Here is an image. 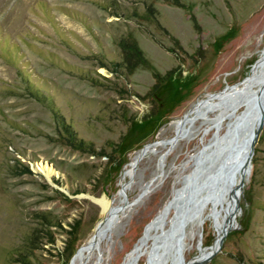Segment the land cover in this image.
<instances>
[{"label": "rangeland", "instance_id": "obj_1", "mask_svg": "<svg viewBox=\"0 0 264 264\" xmlns=\"http://www.w3.org/2000/svg\"><path fill=\"white\" fill-rule=\"evenodd\" d=\"M263 54L264 0H0V264H71L130 178L129 201L150 189L74 264H147L145 226L227 129L229 118L209 121L211 104L264 86L263 62L226 87ZM220 198L186 222L181 261L264 264V124L235 226L204 262L226 218Z\"/></svg>", "mask_w": 264, "mask_h": 264}, {"label": "water", "instance_id": "obj_2", "mask_svg": "<svg viewBox=\"0 0 264 264\" xmlns=\"http://www.w3.org/2000/svg\"><path fill=\"white\" fill-rule=\"evenodd\" d=\"M229 84L226 86L228 87ZM225 87V88H226ZM264 124V87L263 91L251 98L250 110L247 112L244 120L233 129L225 132L217 141L211 151L202 159L195 162L192 171L185 174L184 184L181 186V192L174 202L175 213L182 215L180 222L162 238L161 245L164 247L161 254L155 253L152 256L151 264H158L160 260L173 252H177L180 260L182 249V236L186 222L192 218L196 209L202 205L200 203L199 193L207 189L210 194L226 196V218L220 233L215 236L213 241L205 245L210 246L211 250L204 262L210 260L221 248L224 239L230 230L235 226L236 215L242 209V199L244 197V184L247 173L251 166V160L255 149V143ZM158 140L146 143L141 149L157 142ZM167 151L160 155V161ZM138 160L133 165V170L137 167ZM130 179L122 183L120 192L122 199L129 202L127 187ZM149 188H146L139 195L131 200L134 202L145 194ZM107 216L105 215L98 222L99 226ZM113 219L108 224L110 227ZM99 247V246H98ZM182 264H189V259Z\"/></svg>", "mask_w": 264, "mask_h": 264}, {"label": "bare ground", "instance_id": "obj_3", "mask_svg": "<svg viewBox=\"0 0 264 264\" xmlns=\"http://www.w3.org/2000/svg\"><path fill=\"white\" fill-rule=\"evenodd\" d=\"M263 62H264V54L262 56H260L255 61L254 69H253L252 73H250L249 75L245 76L244 79L241 80L239 83H235V84L229 85V87L230 88L237 87L239 84H241L244 81L248 80L253 75L254 71H256L257 67L260 64H262ZM253 85H256V84L253 83ZM263 87L264 86L258 87L256 89H249V90L237 91L234 94H230V95L223 96L219 102H216L214 104H211V105H213L214 107H216L218 109V113L216 114V117H213V118L209 119V121L211 123H217V121L219 119H221L223 121L225 118H229L228 119L229 121H228V123L226 125L227 126V129H226L225 132L233 129L236 125H238L239 123H241L244 120L247 112L250 110L251 98L253 96L257 95L259 92H262L263 91ZM225 91H226V88L223 89V90H220L218 92H214V93L209 94V97L219 98V96H221ZM201 101H203V100H200L197 103H200ZM242 107H243V109L240 112H238L239 108H242ZM200 108H201V106L196 107L195 108V111H198ZM191 109L192 108H190L188 110V112L180 120L184 119L188 115V113L191 111ZM185 121L186 120L181 121L180 124L177 125V126H179L181 128V126H183V123ZM218 132L219 131H216L213 134V136L210 138L209 142L205 143L204 146L202 147V150H201V157L202 158L211 151V149L216 145L217 141L223 135V134H219ZM172 139H173V141H176L178 139L177 135L173 136ZM160 141H162V140H158L155 143H152L150 145H147L146 147H144L143 149H140L138 151V153L136 154V156L132 159V161L130 163L131 173H132L133 165L138 160V158H140L139 159V161H140L141 158L145 155V153H147L149 150L155 149L156 146L159 144ZM202 158H200V159H202ZM47 171H49V170L47 169ZM47 174L49 175V173H47ZM184 181H185V179L183 180L182 185L184 184ZM121 183H124V182H122V180H121ZM150 184H151V182L150 183H147L145 185V188L143 190H145L146 188H149L150 187ZM181 186H180L179 191L166 203V205L164 207V210L161 212V214L158 215L159 218L155 217L150 223H148L145 226L146 232L147 231L148 232L146 233L145 238H143L140 241V243L136 246V249H137L138 253H140V251H143V248L144 247L148 246L149 240L152 239V244L150 246L151 247V253H150V256H149L150 258L147 261V264H151V260H152L153 254H155V253L161 254L162 253V251H163V248H162V245H161L162 238L167 234V232H169L171 229H173L180 222V220L182 218V215H177V213H175V208H174V205H173L174 202H175V200L177 199V197L179 196V194L181 192ZM120 195H122L121 192H120ZM212 196H213V194H210V192L206 188L203 189L202 191H200L199 198H200V203H202V205L199 206L196 209V211L193 213L192 218H194L195 220L199 219L200 213L202 212L203 206L205 205L206 202H208V200ZM220 197L222 198L223 201L226 200V196L225 195L220 196ZM102 201H104V200H102ZM129 204H131L130 201L128 203H126L125 200H124V204L114 206L113 210L111 211L109 217L106 220V224H104L102 226V231L99 230V226L100 225L97 226V229H98L97 230V236L95 238L91 239L88 243L82 245L77 250V252L73 255V257L71 259V264H74V261L75 260H77L78 262L81 261V260H83V258L85 257V251L88 250V249H90L92 246L95 245L98 248V246L100 244V241H101V238L104 237L105 234H106V231H107V228H108V224L111 221V219H114L115 216L117 215V213L119 211L123 210V208L126 207V206H128ZM172 208L174 210L173 217L170 220L164 219L165 215ZM213 208H214V206H213ZM192 218H190V219H192ZM157 219H158V221H157ZM167 222H170V227L168 228V230H166L161 235H157V233H156L157 230L165 228ZM222 226H223V223L219 224L220 229L222 228ZM145 229H144V231H145ZM86 246H87V248H85ZM204 249H205V247L201 248V252ZM209 252L206 255H204V257H207L208 254H209ZM165 260H168V263L170 262V264H182V261L180 260L179 255H178L177 252H173V253H171V255L169 254L166 257ZM129 263L130 262H126L124 264H129Z\"/></svg>", "mask_w": 264, "mask_h": 264}]
</instances>
